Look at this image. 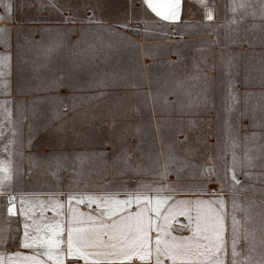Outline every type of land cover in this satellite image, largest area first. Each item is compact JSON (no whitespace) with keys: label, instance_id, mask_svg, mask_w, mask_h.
Wrapping results in <instances>:
<instances>
[{"label":"crops","instance_id":"obj_1","mask_svg":"<svg viewBox=\"0 0 264 264\" xmlns=\"http://www.w3.org/2000/svg\"><path fill=\"white\" fill-rule=\"evenodd\" d=\"M208 2L215 11L212 22H202L203 9L198 0H182V22L162 21L150 9L146 10L143 0H76L75 10L63 11L58 19L48 20L50 12L45 10L44 20L31 21V26L67 27L74 32L60 39L63 48L57 68L47 65L45 68L47 72L57 70L58 75L64 78L63 85L30 87L23 93L15 85L11 88L9 107L14 120L18 121L17 109L22 105L20 98L28 99L24 107L30 110L44 105L48 108L49 104L55 110L51 115L47 113L39 135L33 136L32 141L38 140L40 147H29L24 149V153L73 157L76 163L68 165H74L76 172H92L99 176L92 180H77L62 164V171L68 175L59 189L25 191L16 185V192L23 193L26 200L37 205L50 198L61 200L64 215L57 219L68 217L72 209L84 213L90 211L87 204H78L75 199L71 201L70 209L69 193L119 191L123 197L125 188L133 189L123 184L150 182L148 174L165 164L161 125L188 124L199 119L196 103L201 96L198 94L221 93L226 101L231 78H235L231 85L236 91L244 90V70L234 74L228 67V46L221 36L219 6L213 0ZM65 18L70 19L65 22ZM187 24L192 26L186 27ZM243 46L234 48L243 49ZM203 47L210 52L201 51ZM69 92L76 98L74 107L73 101L67 98ZM64 104L70 106L66 112ZM216 113V110L211 111L203 123L213 126L219 119ZM220 119L223 123L226 120L238 123L225 116ZM30 121L33 123L29 117L25 126ZM245 121L241 119L239 123L244 124ZM10 135V132H5V136L0 138V155H5L2 149ZM28 137L29 133L24 132L17 139L28 140ZM208 138L213 144L216 142L213 130ZM176 141H181L180 132ZM124 150L131 155L134 166L148 171L124 168L118 159ZM14 163H18L17 157ZM262 164L244 169L243 173L264 174ZM22 179L20 176L16 184H21ZM239 180L242 184H253L251 195L264 203V189L256 188L258 184L264 186L263 179L251 180L241 176ZM170 181L176 182L167 178L162 183L167 185ZM91 184L102 185L95 187ZM149 194L156 195L154 192ZM186 196H194V193L178 191V198ZM225 198L229 200L227 190ZM92 208L95 209L96 205L93 204ZM227 210L230 223V203ZM53 215L51 208L44 212L49 219ZM33 216L40 218L39 207ZM177 219L186 222L185 217ZM11 220L15 224L10 232L15 237L18 228L22 232L25 217L21 215L19 223L16 215ZM176 234L188 235V232L177 231ZM0 250L27 251L15 240H10L6 249Z\"/></svg>","mask_w":264,"mask_h":264},{"label":"snow or ice","instance_id":"obj_2","mask_svg":"<svg viewBox=\"0 0 264 264\" xmlns=\"http://www.w3.org/2000/svg\"><path fill=\"white\" fill-rule=\"evenodd\" d=\"M198 2L203 9L202 22H212L214 7L209 6L208 0ZM143 3L146 10L150 9L162 21L182 22V0H143ZM0 5L4 9L0 12V43L10 48V24L14 20V10L24 5H14L12 0H0ZM231 11L234 14L240 12L241 15H233L230 24L241 22L249 15H258L264 20V0H232ZM68 19L65 18V22ZM55 48L56 45L46 48V55L51 56ZM10 59V51L0 53V78L4 76L2 69L8 66ZM228 67L231 69V65ZM7 88L8 82L0 79V92ZM231 88L230 83L227 100L231 103L226 108L229 114L238 103ZM67 98L73 101L74 107L76 98L71 92ZM9 103L8 100L0 101V138L5 136L6 123L7 131L11 133L3 145L2 152L5 155H0V220L3 221L0 224V249H6L9 241L15 240L27 251L0 250V264H81V261L83 264H264V222L258 227L248 226L250 217L247 209H242L239 204L236 192L242 184L238 179V170L253 167V158L245 153L242 160L235 151L240 141L238 134H233L229 121L225 122L223 152L225 158L231 153V161L226 160L222 172L211 157L199 166L203 182L184 188L185 192L194 193V196L178 198L181 186L177 182L170 181L167 185L162 183L170 174L169 162L176 158L174 150L170 148L166 163L154 172L156 179L152 182L138 181L135 188L124 189L123 197L119 191L69 193L67 199L70 209L71 201L75 199L78 204H87L90 211L84 213L72 209L68 217L57 219L64 215L61 200L50 198L37 205L26 200L23 193L16 192V180L25 171L19 163H14L15 157L23 160V141H18L17 137L21 135L22 120L27 117L14 120ZM69 107L64 104L63 110L66 112ZM253 121L256 122L254 114ZM28 128L27 143L31 146L34 128L31 121ZM255 135L252 134L253 137ZM118 159L124 168L135 167L138 172L148 171L134 166L126 150ZM31 170V167L26 169L29 173ZM176 172L179 179L180 169L177 168ZM244 175L251 177L253 174L245 172ZM214 181L219 185L218 189L208 187ZM226 190L231 195L230 201L225 198ZM153 192L156 195L149 194ZM165 192L169 194L165 195ZM229 203L230 223L227 210ZM93 204L96 205L95 209L92 208ZM37 207L40 208L39 219L33 216ZM48 208L55 213L50 219L44 216ZM239 210L245 213L243 219L237 216ZM94 212L96 215H93ZM13 215H16L18 223L21 215L25 217L22 232L18 228L15 237L11 235L9 223ZM178 217H185L186 222L179 221ZM185 230L188 235L176 234L177 231L183 233Z\"/></svg>","mask_w":264,"mask_h":264},{"label":"rangeland","instance_id":"obj_3","mask_svg":"<svg viewBox=\"0 0 264 264\" xmlns=\"http://www.w3.org/2000/svg\"><path fill=\"white\" fill-rule=\"evenodd\" d=\"M218 6L222 14V29L221 36L224 39L226 46H228L229 65H231L230 71L236 74L240 70H244V84L245 88L242 91H236L235 88H231L237 97L238 103L235 108L228 113L226 110L227 104L231 101L224 100V95L221 93L212 94H198L201 96L197 101V117L188 124H171L166 123L160 126L163 135L164 143V157L168 155L169 149L174 150L175 159L170 161L171 171L165 178L169 180H176L181 186L178 191L184 190L187 186H194L202 183L199 175V166L208 162L211 157L218 169L223 171V165L227 161H231V153L229 152L227 157L224 156V143H225V130L226 124L221 121L220 117L225 116L233 120L231 123L233 128V134H238L240 145L235 149L237 154L243 160L245 153L253 158V167L263 165L264 163V20L258 15L252 17L246 16L245 19L238 23L230 24L229 21L233 15L239 17L240 12L233 13L231 11L232 0H213ZM14 5L23 4L24 7L16 8L14 10V20L10 24V48H6L3 43H0V53L10 51L11 59L8 66L4 67L2 71L4 76L0 79L8 82V88L4 92H0V101L11 100L10 91L13 85L16 86L20 92H28L29 88H43L51 86H60L64 83V78L60 77L56 71L47 72L45 70L46 65L50 68H57L60 64V54L62 45L60 39L67 37L74 30L67 27H37L31 26L29 23L34 20H44L43 13L45 10L50 12L48 20L58 19L63 11L75 10L76 0H12ZM55 4V7H53ZM3 6L0 5V12H3ZM39 16H42L39 17ZM256 25V27H253ZM56 45L55 51L51 56L46 55V48ZM237 45L243 46V49L234 48ZM203 52H210V49L203 47ZM231 84L234 83L235 78H231ZM229 93V92H228ZM228 93L226 97H228ZM207 95H209L208 98ZM22 105L17 109L18 121L22 120V117L27 119L22 120L20 126L21 134L24 132L29 133L27 120L33 121V136H38L43 128L44 118L49 113L51 115L55 110L49 104L48 108L42 106V108L36 107L28 109L24 107V102L28 99L20 98ZM184 105H187L185 103ZM216 110V117L219 119L213 126H208L203 123V119L210 115V112ZM242 113H245L242 115ZM253 114L256 117V122L253 121ZM241 119L246 120L244 124H240ZM40 120V121H39ZM205 120V119H204ZM36 124V125H35ZM7 123L6 129L7 131ZM39 131H36V130ZM216 134V142L213 144L208 138L211 131ZM178 132L181 133V141H176ZM255 133V137L252 134ZM247 137V140H245ZM187 138V139H186ZM23 141L22 151L23 160L21 161L17 157V162L25 169L23 173V179L21 184H16L21 190H57L62 184H60L68 173L62 171V164L66 169H69V174L74 176L77 180L88 179L92 180L94 176L99 174L76 172V167L68 165L69 163H76V159L68 157L62 154L45 156L39 153H33L27 155L24 153V149L29 147H40V142L32 141L31 146L28 145L27 140ZM7 142H5L6 144ZM31 158V159H29ZM185 161L188 163L186 164ZM166 163V162H165ZM192 165L189 167L188 165ZM31 167V173L26 171ZM253 167H244L238 170L239 177L245 176L244 173L248 172L244 169H251ZM180 169V177L177 179L176 169ZM252 173V172H251ZM251 177H247L251 180H264V174L252 173ZM152 182L156 177L154 172L148 174ZM228 183V181H226ZM95 187H99L102 184H91ZM99 185V186H98ZM166 185V184H165ZM256 188L264 186L258 184ZM124 187L135 188L136 184H123ZM208 187L219 188L218 184H209ZM253 184H241L237 189V199L239 204L243 208L247 209V215L250 217L248 226H259L261 222H264V203L257 200L251 195L254 192ZM257 191V190H256ZM260 192V191H258ZM231 195L229 193V201ZM231 215V204H230ZM244 211H237V216L241 219L244 218ZM3 221H0L2 224ZM10 228L15 224L14 220L9 221Z\"/></svg>","mask_w":264,"mask_h":264}]
</instances>
